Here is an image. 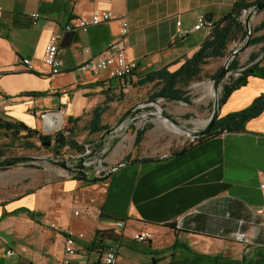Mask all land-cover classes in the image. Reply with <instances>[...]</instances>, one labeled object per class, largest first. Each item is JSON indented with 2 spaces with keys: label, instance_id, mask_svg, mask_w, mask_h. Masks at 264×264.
Instances as JSON below:
<instances>
[{
  "label": "crops",
  "instance_id": "1",
  "mask_svg": "<svg viewBox=\"0 0 264 264\" xmlns=\"http://www.w3.org/2000/svg\"><path fill=\"white\" fill-rule=\"evenodd\" d=\"M234 1L0 0V119L44 132L40 114L62 110L74 133L86 138L75 136L76 141L99 143L128 110V102L134 106L146 100L138 78L176 61L170 69H177L210 33L208 27L195 29L198 17L211 16L212 23L229 13ZM101 9L128 21L125 37L120 19L86 31L65 30ZM259 14L261 23L264 9ZM52 34L60 39L65 63L57 75L43 62ZM118 40L137 63L133 76L120 81L105 70L82 68ZM23 58L31 60L33 70ZM262 92L264 78L251 76L227 97L220 116L249 106ZM100 105L108 106L101 116L108 128L91 133L94 109ZM116 148L107 164L120 163L123 155L117 161L120 146ZM144 152L126 156L154 160H129L105 181L69 179L53 171L56 177L34 182L12 198L0 197V264H61L67 229L85 234L76 257L83 262L97 260L113 246L116 264H264V111L244 131H224L184 153ZM115 220L124 221L119 233ZM111 229L118 238H95L98 230ZM142 230L153 237L134 240Z\"/></svg>",
  "mask_w": 264,
  "mask_h": 264
},
{
  "label": "trees",
  "instance_id": "2",
  "mask_svg": "<svg viewBox=\"0 0 264 264\" xmlns=\"http://www.w3.org/2000/svg\"><path fill=\"white\" fill-rule=\"evenodd\" d=\"M259 1L261 0L234 1L229 13L224 15L221 19L212 22L208 37L190 58L186 59V61H183L175 70H171L170 67L176 64L178 61L174 62L171 65H165L155 71L152 70L146 75L138 78L136 85L143 89V87L152 84L154 91L153 93H150L149 96V98H151L152 100L164 98L168 100V102L184 101V103L191 104L192 101L190 99L188 89L191 82L202 77L204 66L212 58L218 59L225 57L227 55V48L229 47L231 42H237L246 38L247 29L245 25L244 15L246 14L247 10H249L250 8L252 9ZM254 45H261L260 48H264V21L253 27V30L251 31L250 46ZM259 54L260 52L251 53L249 63H247L246 66L254 64L258 59ZM240 63V56H237L234 60H232V63H230V69L236 72L239 68L243 67L242 65H240ZM220 71L221 69H219V71L215 73L214 77H216ZM251 76L264 78V57L260 63L256 64L253 67L252 70H248L243 74L240 73L236 78L232 77V79H230L229 82L224 85L223 93L220 97V103L223 104L227 97L231 95V93H233L239 87L245 85L247 83V80H249ZM38 94L42 95V93L40 92ZM107 107V105H100L94 109L93 119L89 127L91 133L99 132L102 130L104 131L108 128L106 125L102 124L101 119L102 113ZM263 111L264 92H262L260 95H257L249 106L247 105L240 110L230 111L227 114L220 116L214 126L204 136L200 138L198 137L193 142L188 143L185 147L176 150L173 154L184 153L194 144H200L212 137H217L227 130H231L232 132L244 131L246 128V124ZM152 125L153 124L149 123L144 127L136 130V140H134V146L137 150L140 149V144L145 138V133L150 127H152ZM0 128L5 129L6 132H11L14 137L19 136L21 133H24L23 137L25 138L36 136L40 137L41 135V132L38 129L31 128L28 125L24 124L22 121L9 122L2 121L0 119ZM50 138L51 136L49 137V139ZM65 145H70V147L72 145V149L79 151L80 145L76 144L75 133L73 130L72 138L63 140L59 147L63 148ZM3 152L4 151L0 149V156L3 155ZM131 156V154L126 156L124 159L125 162L129 160L134 162L154 160L150 157H133L131 160ZM118 236L119 235L116 234L113 229L106 231L98 230L95 238L99 241H102V239L104 238H118Z\"/></svg>",
  "mask_w": 264,
  "mask_h": 264
},
{
  "label": "rangeland",
  "instance_id": "3",
  "mask_svg": "<svg viewBox=\"0 0 264 264\" xmlns=\"http://www.w3.org/2000/svg\"><path fill=\"white\" fill-rule=\"evenodd\" d=\"M245 18L246 14L244 15V19ZM259 19L260 14L258 12L252 19V28L259 24ZM245 42L246 38L237 42H231L227 48V55L225 57L218 59L212 58L204 66L202 77L192 81L188 87L190 99L192 101L191 104L184 103V101L168 102L166 99L160 100V106L164 107L168 113L172 114L180 122L181 126L183 125V127H185H179L184 132L177 129L175 126H172L170 122L164 120L163 118H158L157 116L140 117L139 119L134 120L133 123L128 126L123 140L120 141V149L117 151L118 157H116V160H121L122 162L120 161V163H124V158L130 151L143 154L146 147L145 145L142 147V152L141 148L137 150L134 146V140H136V129L142 128L149 123L153 124L152 120L155 121L156 125L154 129L149 128L145 133V135L147 134L148 136V140L146 141V148H148V150L144 152V154L146 153L151 155V151H153L154 154L156 153V156H159L164 152H166V154H170L190 143L192 136H189L185 131L187 129H201L208 121L213 110L214 93L212 92L211 95V88H213L212 83L213 79L215 78V73L219 71V69H222L232 50L236 47L244 45ZM260 47L261 45H249L244 51L240 53V60L244 62L242 66H246L247 63H249L251 53L262 52ZM237 76L238 74L233 71L229 74V76L221 84V89L218 95L219 97L223 93L224 85L229 82L232 77L236 78ZM153 91L154 88L152 84L147 85L146 87H143L142 91L140 92V96L144 99L146 98V100H150L151 98H149V96L150 93H153ZM132 104L133 102H128L127 109L132 108ZM149 106H152L153 109L148 108ZM157 109H159V107L157 105H152L151 103L141 110L143 112L156 113L158 111ZM118 132L120 133L121 130H118ZM43 133L46 132H41V135ZM48 134L50 136L55 135V133ZM23 135L24 133H21L19 136L14 137L11 132H6L5 129L0 128V149L4 151L2 157L22 155L45 158L51 154H56L58 151L57 147L53 144V140L50 146H45L38 136L25 138ZM75 136L81 141L86 139L81 137L80 134H75ZM59 150L61 151L62 149L60 148ZM121 155L123 156L121 159H119ZM120 163L116 164L119 165ZM50 167H52L50 162L46 160H36L34 163H29L26 165L18 164L8 168H0V197L4 199L12 198L20 192L22 193L25 188L33 185L34 182L40 184L41 182H45V180L50 176L56 177V174L53 173V169ZM84 186L86 187L85 183H81V187Z\"/></svg>",
  "mask_w": 264,
  "mask_h": 264
},
{
  "label": "built area",
  "instance_id": "4",
  "mask_svg": "<svg viewBox=\"0 0 264 264\" xmlns=\"http://www.w3.org/2000/svg\"><path fill=\"white\" fill-rule=\"evenodd\" d=\"M35 17L38 15L35 14ZM121 20L122 27H121V34L122 37H125L128 34L129 23L126 19L110 12L106 9L96 10L94 11L89 17H80L76 20V22L69 23L65 26L66 31L80 29L83 31L88 30L89 27L97 26L102 22H108L111 20ZM178 24L180 25L181 22L179 21ZM211 22H207L203 15L198 17L197 24L195 25V29L204 28V27H211ZM60 39L57 34H52L49 38L45 46V52L43 57V62L47 65L50 70L51 74H61L64 71L65 63L63 57L60 52ZM22 61L28 67L29 70H33V65L30 59L23 58ZM137 67V63L135 60L128 59L127 57V50L125 43L122 40L113 41L108 44L106 54L102 57L95 59L92 62H86L82 68L86 70H105L110 78H114L120 81H126V79L130 76H133ZM41 119L44 122V132L46 133H59L65 138H72V128L71 126L66 123V120L63 116V111H48L43 112L40 114ZM96 144H83V148L79 149V151H73L69 145H65L61 151H59L56 155L66 157L67 154L70 153H79L86 149V151L91 152L93 149L96 148ZM106 147H102L104 150ZM72 151V152H71ZM115 165V164H107L103 166L102 164L98 165L96 168L95 176H102L105 171L108 170V166ZM114 172V171H112ZM87 177L90 176L88 172L85 173ZM111 174V173H110ZM109 174V175H110ZM107 175L104 180L107 179L109 176ZM261 188L264 189V182L261 183ZM80 211L75 210V215H79ZM124 227V221L118 220L114 221V228L119 233ZM153 237L151 232L148 230H142L137 232L133 238L136 241H145L150 240ZM85 234L84 232H74L73 230H68L65 234V253L66 257L62 261L61 264H116L117 262V250L115 247L111 246L104 251L101 252L100 256L97 260L94 261H80L77 260V251L79 246L81 245V241L84 240ZM13 250L8 249L7 254L11 255Z\"/></svg>",
  "mask_w": 264,
  "mask_h": 264
},
{
  "label": "water",
  "instance_id": "5",
  "mask_svg": "<svg viewBox=\"0 0 264 264\" xmlns=\"http://www.w3.org/2000/svg\"><path fill=\"white\" fill-rule=\"evenodd\" d=\"M264 9V0H261L256 3V5L251 9L246 11V18H245V25H246V42L244 45L236 47L232 50L231 54L228 56L226 63H224V66L222 67L219 74L213 79L212 83V90L214 91L213 94V110L211 112V115L206 122V124L201 129H187L185 132L192 136L191 142H193L198 137L204 136L216 123L218 118L220 117V111L222 109V104L220 103V97L219 92L221 89V84L223 81L229 76V74L233 71L230 69V63H232V60H234L237 56L240 55L242 51H244L249 45L251 40V31L252 28V19L254 15H256L258 12ZM206 21L211 22L212 18L211 16H206ZM264 57V48L262 49V52L259 54L258 59L254 64H251L250 66H243L239 68L236 73L239 75L240 73L243 74L247 72L248 70H252L253 67L260 63ZM234 72V71H233ZM164 98H160L157 100H145L137 105H134L132 108L128 109L118 120L117 123H115L111 128H109L103 135L102 139L99 142V144L96 146L95 149H93L91 152H88L85 150L79 152V153H68L66 157L59 156L56 154H51L45 158H38L37 156H9V157H2L0 156V168H8L12 167L18 164L26 165L29 163H34L36 160H46L52 164L51 169L53 171L58 172L64 177H69V179H84L88 182H94L98 180H104L107 175H109L112 171H115L120 166L125 165L124 163L115 164L108 166V170L105 171V173L102 176H95L96 168L100 164L103 166L105 163H107V158L109 155H111L116 147L120 144V141L123 140L125 132L128 129V126L133 123L134 120L139 119L140 117H153L157 116L158 118H163L164 120H167L172 124V126H175L177 129L182 130L179 128L181 126L180 122L168 111L165 110L164 107L160 106V100ZM157 105L159 109L156 113L151 112H143L141 109L148 106L149 104ZM179 125V126H177ZM183 127V125L181 126ZM185 128V127H183ZM118 130L121 132L119 133ZM183 131V130H182ZM184 132V131H183ZM112 135L113 139L111 142L104 141L106 137ZM59 136V135H58ZM50 135L48 133H43L40 135V139L42 140L43 145L50 146L52 144V140L49 139ZM115 137V138H114ZM65 136H62V138L57 140V143H62ZM76 144L80 145V149L83 148V145L80 144V142L76 141ZM104 150H102V147H106ZM70 147V145H69ZM72 147V145H71ZM70 147V148H71ZM72 149V148H71ZM88 172L90 174L89 177L85 175V173Z\"/></svg>",
  "mask_w": 264,
  "mask_h": 264
},
{
  "label": "flooded vegetation",
  "instance_id": "6",
  "mask_svg": "<svg viewBox=\"0 0 264 264\" xmlns=\"http://www.w3.org/2000/svg\"><path fill=\"white\" fill-rule=\"evenodd\" d=\"M54 135V134H53ZM59 135V136H58ZM60 138H62V135H60V134H55L54 136H51V140H53V144H54V146H56L57 147V149H58V151L57 152H59L60 150V145H61V143H57V140L58 139H60ZM66 139H68L67 137L66 138H64L63 140H66ZM63 142V141H62ZM62 149V148H61ZM86 176H88V174L86 175ZM84 180V179H83ZM88 182V181H87Z\"/></svg>",
  "mask_w": 264,
  "mask_h": 264
},
{
  "label": "bare ground",
  "instance_id": "7",
  "mask_svg": "<svg viewBox=\"0 0 264 264\" xmlns=\"http://www.w3.org/2000/svg\"><path fill=\"white\" fill-rule=\"evenodd\" d=\"M212 92L214 93V91H213L212 88H211V95H212Z\"/></svg>",
  "mask_w": 264,
  "mask_h": 264
}]
</instances>
